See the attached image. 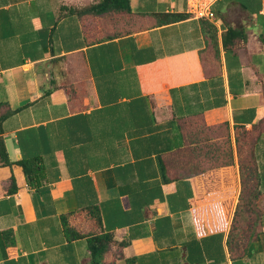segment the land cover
<instances>
[{
	"label": "crops",
	"instance_id": "1",
	"mask_svg": "<svg viewBox=\"0 0 264 264\" xmlns=\"http://www.w3.org/2000/svg\"><path fill=\"white\" fill-rule=\"evenodd\" d=\"M99 1L0 0V138L13 163L0 165V264H92L62 216L80 235H112L104 264H264V0H219L214 22L189 17L187 0H129L130 16L62 11ZM202 124L260 129L250 156L261 216L233 252L223 202L231 213L236 162L232 193L180 156ZM34 159L38 188L15 164Z\"/></svg>",
	"mask_w": 264,
	"mask_h": 264
},
{
	"label": "rangeland",
	"instance_id": "2",
	"mask_svg": "<svg viewBox=\"0 0 264 264\" xmlns=\"http://www.w3.org/2000/svg\"><path fill=\"white\" fill-rule=\"evenodd\" d=\"M66 87H70L71 91L73 90V94L70 97H74L78 88L75 90L73 84L66 85ZM79 88L82 94L88 93V86L84 79ZM189 131L188 144L183 154L182 162L186 167H191L192 173H217L216 177L218 176L220 182L225 187L229 185L231 189L236 162L240 186L237 201L234 210L229 213L228 222L229 229L231 224L233 227L232 235H237V242L239 241V245L243 246L247 243L250 236L255 234V228L253 230L250 227L256 222L260 214L259 201L258 198H255L256 188L249 155L250 143L256 132L255 130L243 129L234 130V132L230 133L225 125L206 127L203 124L190 127ZM229 164H232L234 168H227ZM232 193H234L233 190ZM240 193H243L241 197L243 200L238 207L236 217L233 219ZM245 198H249L250 210L245 208Z\"/></svg>",
	"mask_w": 264,
	"mask_h": 264
},
{
	"label": "trees",
	"instance_id": "3",
	"mask_svg": "<svg viewBox=\"0 0 264 264\" xmlns=\"http://www.w3.org/2000/svg\"><path fill=\"white\" fill-rule=\"evenodd\" d=\"M65 14H77V15H101V14H105L107 12L110 11H114V12H120V13H124L126 15H131V11H130V6H129V0H100L99 2H97L96 4L93 5H89L86 7H82V8H64L62 10ZM180 17L179 16H162L158 18V23L159 24H168V23H172V22H176ZM206 36L207 38L210 40V42L212 44H214L215 41V30L212 26L209 27L208 31L206 32ZM71 87V86H70ZM70 87H66L67 92L69 93L70 96H72L73 94V90L71 91ZM5 116L0 114V125L1 122L4 120ZM190 128V127H189ZM252 130H255L256 134L260 131V129H256L253 128ZM0 134H1V128H0ZM190 134V131H189ZM189 134L187 136V144H188V139H189ZM251 144V143H250ZM187 148V145L185 147V149ZM185 149H183L180 152V156H184V152ZM249 155H250V148H249ZM250 160L252 163V173H253V179H254V183H255V188H256V193H255V198H258L259 201V192L257 189V185H256V178H255V166L253 164V161L251 159L250 156ZM16 165H18L19 167L22 168V171L25 175L26 178V182L27 185L30 188H38L42 185V183L44 182V169L43 166L40 162L39 159H34V160H26V161H19L17 163H15ZM0 165H4V166H11L13 165L12 162L9 161L8 156H7V152L6 149L4 147V143L0 138ZM228 167H233L232 164L227 165ZM226 166V167H227ZM162 171L163 174H165V167L162 166ZM203 174V173H202ZM186 174H182V176H185ZM165 181H167V179L164 177ZM16 184H15V179L13 177L10 178V188H9V193H13L16 191ZM242 194L240 193L239 199H238V203L236 205V209L234 211V217H236L237 215V211H238V207L240 206V203L242 202ZM249 198H245L244 202L246 204V209L250 210L249 207ZM225 205V216L227 217L229 215V211H230V207H231V203H232V199L228 198L226 199L224 202ZM246 210V211H247ZM91 217L96 221V223L98 225H100V216L99 213L96 209H91L89 211ZM260 216H261V210H260V214L258 216V219L256 220L255 223L252 224V227H250V229L252 228L254 230L257 229L258 224H259V220H260ZM61 221H62V225H63V229L65 231L67 240H75L78 238H83L86 237L87 238V243H88V248L90 251V255H91V262L92 264H104V255L107 252V250L109 249V247L113 244V239H112V235L110 234H97V235H92V236H83L80 235L79 233L75 232L69 225H68V221H67V216H62L61 217ZM249 229V231H250ZM232 224L231 227L229 229V235H228V241H227V245L229 247V250L231 252H233L234 250V246L238 247L239 246V241L237 242L236 236L232 235ZM254 232V231H253ZM254 238L253 236H250L249 240L247 241V243L250 242V239L252 240ZM125 243H120V246H124Z\"/></svg>",
	"mask_w": 264,
	"mask_h": 264
},
{
	"label": "built area",
	"instance_id": "4",
	"mask_svg": "<svg viewBox=\"0 0 264 264\" xmlns=\"http://www.w3.org/2000/svg\"><path fill=\"white\" fill-rule=\"evenodd\" d=\"M219 0H187V14L193 19L215 21L213 6Z\"/></svg>",
	"mask_w": 264,
	"mask_h": 264
}]
</instances>
